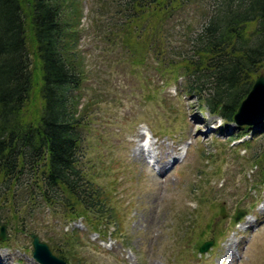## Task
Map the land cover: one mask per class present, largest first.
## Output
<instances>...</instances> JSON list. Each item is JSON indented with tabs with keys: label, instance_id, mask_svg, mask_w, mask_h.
I'll return each instance as SVG.
<instances>
[{
	"label": "rangeland",
	"instance_id": "obj_1",
	"mask_svg": "<svg viewBox=\"0 0 264 264\" xmlns=\"http://www.w3.org/2000/svg\"><path fill=\"white\" fill-rule=\"evenodd\" d=\"M217 2L190 0L173 11L165 24L169 35L178 38L173 44L181 45L183 36L199 29ZM76 3L78 55L86 75L78 113L86 117L93 177L99 175L101 184L113 182L117 229L113 223L96 231L82 215L76 219L62 206L53 210L36 202L29 213L19 206L17 220L2 202L0 223L10 220L6 233L11 240L6 241L9 247L0 248V258L11 264H40L33 256L34 233L60 258L55 248H62L63 239L76 240L66 250L68 259L63 258L69 264H264V184L259 183L264 155L260 164L255 158L264 151V135L249 140L258 124H228L200 109L181 72L159 64L149 49L142 50L146 38L139 36L136 25L121 32L114 0ZM132 43L140 44L138 51ZM35 102L42 101L36 98L27 106V119L39 107L35 109ZM238 124L253 126L244 132ZM145 133L152 136L149 144L155 143L147 156L151 164L146 155H136ZM185 143L182 160L168 166ZM19 189L25 187L18 188L23 202L26 196ZM239 209L251 214L240 223L235 220ZM203 239L202 245L216 240L205 253L197 251ZM227 242L232 245L227 247ZM236 242L234 261L236 253L231 258L228 248L236 250Z\"/></svg>",
	"mask_w": 264,
	"mask_h": 264
},
{
	"label": "trees",
	"instance_id": "obj_2",
	"mask_svg": "<svg viewBox=\"0 0 264 264\" xmlns=\"http://www.w3.org/2000/svg\"><path fill=\"white\" fill-rule=\"evenodd\" d=\"M114 1L121 32L136 25L139 36L146 38L142 50L149 49L159 64L181 72L200 109L236 123L240 104L264 73V0H220L199 29L183 36L181 45L173 44L178 38L169 35L165 24L190 0ZM76 2L0 0V203L6 202L17 220L19 206L29 213L36 202L53 210L62 206L73 218L85 216L96 231L113 223L117 229L113 182L101 184L99 175L93 177L86 117L78 113L86 75L78 55ZM252 24L256 26L249 30ZM36 98L42 102H35V109L39 107L27 119V106ZM238 125L244 132L252 128ZM254 132L249 140L264 135V121ZM263 155H255L257 164ZM259 183L264 184V163ZM24 187L19 189L26 196L22 202L18 188ZM63 241L55 249L68 259L66 250L77 243Z\"/></svg>",
	"mask_w": 264,
	"mask_h": 264
},
{
	"label": "water",
	"instance_id": "obj_3",
	"mask_svg": "<svg viewBox=\"0 0 264 264\" xmlns=\"http://www.w3.org/2000/svg\"><path fill=\"white\" fill-rule=\"evenodd\" d=\"M238 123L259 124L264 121V75L261 74L255 80L252 89L247 97L242 101L235 115ZM221 213L225 214V207H221ZM245 212L239 211L236 220H239ZM6 225L0 228V239H5ZM34 257L41 264H68L64 259L56 256L50 246L40 240L38 235L33 234ZM211 245L210 241L201 246V251L205 252Z\"/></svg>",
	"mask_w": 264,
	"mask_h": 264
},
{
	"label": "bare ground",
	"instance_id": "obj_4",
	"mask_svg": "<svg viewBox=\"0 0 264 264\" xmlns=\"http://www.w3.org/2000/svg\"><path fill=\"white\" fill-rule=\"evenodd\" d=\"M154 145H155V143H150L149 144V141L146 143V144H140L139 146H138V148L136 149V155H139V156H144V155H146V156H150L152 153H153V150H150V147H154ZM148 147H149V149H148ZM146 149H148V150H146ZM148 151V152H147ZM146 152H147V154H146ZM144 160V159H143ZM158 161H157V165H158ZM159 168H161V166L159 167ZM78 217H80V216H78ZM78 217H76V219L78 218ZM80 218H82V219H84V220H86V222L92 227V228H94V226L91 224V222H89L88 221V219L87 218H85V216L84 217H80ZM79 218V219H80ZM250 221L251 220H249L247 223H245V224H248V223H250ZM95 229V228H94ZM228 250H229V255H230V257L232 258L233 257V255H232V252H233V250L231 249V246L228 248ZM229 255L227 254L226 256H225V259H228V257H229ZM2 259L4 260V261H2ZM6 257H1L0 258V264H11V263H8V262H6Z\"/></svg>",
	"mask_w": 264,
	"mask_h": 264
}]
</instances>
